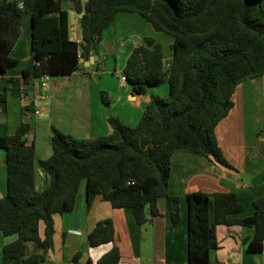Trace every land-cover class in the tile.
Masks as SVG:
<instances>
[{"label": "trees", "instance_id": "1", "mask_svg": "<svg viewBox=\"0 0 264 264\" xmlns=\"http://www.w3.org/2000/svg\"><path fill=\"white\" fill-rule=\"evenodd\" d=\"M65 1L80 18L79 41L71 34ZM119 11L135 12L154 30L170 35L168 55L159 41L144 36L122 69L135 92L167 81L168 94L151 93L136 124L110 116L105 134L81 138L51 124L47 157H37L28 141V120L20 121L12 134L0 135L6 170L0 234L15 235L2 246L1 264H39L53 245L54 214L73 210L82 183L87 209L95 198L105 199L113 207L129 208L142 225L162 215L160 198L178 200L168 189L174 150L188 148L233 167L215 126L233 106L237 84L264 74V0H0V74L19 61L11 51L25 18L32 61L21 75L31 81L43 73L51 77L77 69L79 58L88 57ZM101 97L108 103L104 92ZM37 166L49 175L42 189L35 185ZM186 203L187 264L213 263L217 224L252 227L247 248H263L264 195L254 198L250 215H239L243 204L232 190H193ZM170 216L176 225L178 208ZM113 236L107 217L88 231L87 242L96 246ZM79 255L74 254V264ZM120 256L113 245L97 263L117 264Z\"/></svg>", "mask_w": 264, "mask_h": 264}, {"label": "crops", "instance_id": "2", "mask_svg": "<svg viewBox=\"0 0 264 264\" xmlns=\"http://www.w3.org/2000/svg\"><path fill=\"white\" fill-rule=\"evenodd\" d=\"M64 6L69 10L71 34L73 38H79L80 18L71 7V1H65ZM134 13L119 11L113 22L102 31L100 40L88 57L79 61L77 69L68 74L51 76L47 86L37 92L33 84L38 78L25 81L21 75L23 66L32 61L28 21L23 49L20 54L15 52L23 35L22 27L11 51L19 60L11 67L16 68L15 72L8 68L0 74V135L12 134L20 121L28 120V141L33 142L37 157H47L51 153V124L81 138L109 132L110 116L136 124L150 94L156 92L151 88L142 93L135 92L130 82H121L120 75L134 41L139 43L144 36L160 40L156 35L158 31ZM133 19L139 25L146 24L145 27L132 28ZM170 42L171 38L168 45ZM168 52L169 46L164 54L168 55ZM11 77L13 79L9 80ZM104 90L108 103H104L101 97ZM2 92L4 95H1ZM232 99L234 104L215 126V135L233 167L224 166L188 148L174 150L168 189L178 200L160 198L158 205L162 215L154 216L142 225L136 224L129 208L113 207L105 199L95 198L87 209L84 188L82 191L79 188L73 210L54 214L53 245L39 264H74L73 256L78 251L77 264H86L87 259L90 264H98L97 259L113 245L119 248L121 255L117 264H187L186 196L193 190H232L243 204L239 215L252 214L254 198L264 195V179L258 178V182L252 180L256 174L264 173V74L239 82ZM48 182V173L37 166L36 187L42 189ZM5 183L4 150L0 148V196L5 191ZM175 208L179 210L176 225L170 216V211ZM107 217L113 222V240L89 245L88 231L98 220ZM252 234L253 228L249 226L217 224L218 246L210 252L212 264H264V244L257 252L247 248V239ZM14 236L0 234V264L3 244Z\"/></svg>", "mask_w": 264, "mask_h": 264}, {"label": "rangeland", "instance_id": "3", "mask_svg": "<svg viewBox=\"0 0 264 264\" xmlns=\"http://www.w3.org/2000/svg\"><path fill=\"white\" fill-rule=\"evenodd\" d=\"M64 5H65V2H64ZM134 15H138L137 13H134ZM139 18H140V16H138ZM141 20H142V18H140ZM28 21H29V19L28 18H25L24 19V21H23V23H22V27H23V35H22V37L20 38V40H19V47L18 48H16V53H18V54H20V51H21V49H23V45L25 44V39L27 40V27H28V25H29V23H28ZM143 22H144V20H142ZM144 23H146V22H144ZM131 26H132V28H134V27H139V28H143V27H145V25L146 24H143V26L142 25H139L138 24V22L136 21V20H132L131 21ZM157 38L160 40V43H161V46H162V49L164 50V51H167L168 50V41H169V38H171L170 37V35L169 34H167V33H165V32H157ZM25 41V42H24ZM24 42V43H23ZM23 43V44H22ZM10 69H11V71L12 72H15V69L16 68H11L10 67ZM148 88H151V89H153L154 90V92H156V94H159V95H161V91H162V89H164V91H163V97H166L167 96V94H168V83H167V81H164V82H161L160 84H157V85H152V86H149ZM104 93L106 92V90H104L103 91ZM81 191L83 190V188H84V183H82L81 184ZM81 196V194L78 196V197H80ZM79 205H81L80 204V202H79V200H78V202H77V206H79ZM83 206H84V204H83ZM2 235V234H1ZM3 236H7V235H3Z\"/></svg>", "mask_w": 264, "mask_h": 264}, {"label": "built area", "instance_id": "4", "mask_svg": "<svg viewBox=\"0 0 264 264\" xmlns=\"http://www.w3.org/2000/svg\"><path fill=\"white\" fill-rule=\"evenodd\" d=\"M76 41H79V38H76ZM133 43L134 45H137L138 41H134ZM49 79H50V75L48 73H43L42 75H40L37 81H35V83L33 84L34 90L37 92L39 91L40 88H45L47 86ZM120 80L123 83L126 82V76L123 72L120 75ZM21 96L23 97V93H21ZM35 112L38 113L39 110L36 109Z\"/></svg>", "mask_w": 264, "mask_h": 264}, {"label": "water", "instance_id": "5", "mask_svg": "<svg viewBox=\"0 0 264 264\" xmlns=\"http://www.w3.org/2000/svg\"><path fill=\"white\" fill-rule=\"evenodd\" d=\"M79 61H82V58H79ZM170 62L172 61L171 59L169 60ZM258 178H262V179H264V173H258V174H256L254 177H253V181L254 182H258L259 180H258Z\"/></svg>", "mask_w": 264, "mask_h": 264}]
</instances>
